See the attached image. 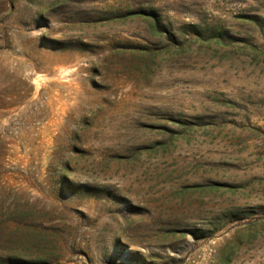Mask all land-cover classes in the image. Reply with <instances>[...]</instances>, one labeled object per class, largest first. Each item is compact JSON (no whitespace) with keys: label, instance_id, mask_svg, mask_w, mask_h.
Wrapping results in <instances>:
<instances>
[{"label":"rangeland","instance_id":"obj_1","mask_svg":"<svg viewBox=\"0 0 264 264\" xmlns=\"http://www.w3.org/2000/svg\"><path fill=\"white\" fill-rule=\"evenodd\" d=\"M0 264H264V0H0Z\"/></svg>","mask_w":264,"mask_h":264}]
</instances>
